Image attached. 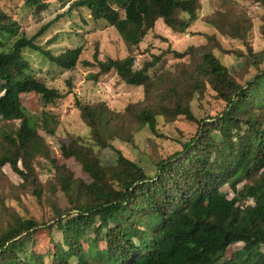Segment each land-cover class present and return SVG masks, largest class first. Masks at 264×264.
I'll use <instances>...</instances> for the list:
<instances>
[{"label": "trees", "instance_id": "16d2710c", "mask_svg": "<svg viewBox=\"0 0 264 264\" xmlns=\"http://www.w3.org/2000/svg\"><path fill=\"white\" fill-rule=\"evenodd\" d=\"M22 1L35 13L48 7L42 0ZM66 1L67 13L86 7L93 19L107 21L129 50L159 19L172 31L185 32L200 5L199 0ZM253 1L264 9V0ZM262 15L264 19V11ZM204 20L243 41L251 25L247 17L224 11ZM51 23L27 37L0 7V168L8 164L21 177L19 186L43 200L36 167L42 165L39 158L46 161L43 167L54 171L53 183L46 182L47 199L58 187L69 207L52 204V216L38 221L19 215L0 195V264H46L45 256L49 264H264V67H260L264 57L257 58L250 47L245 53L234 50L245 58V70L249 65L256 69L243 83L236 78L238 72L215 55V48L225 50L212 34L206 35V43L172 51L186 60L151 75L158 56L138 69L132 55L97 60L94 76L114 71L126 84L141 86L143 100L122 111L103 102H77L92 142L73 136L61 141L59 150L80 165L81 177L53 156L38 133L40 127L53 134L58 119L45 110L37 118L27 114L20 102V94L26 92L36 94L43 104L62 97L36 77L24 56L26 49L64 69L73 68L79 59L80 46L54 55L36 43ZM208 95L219 109L199 119L191 101ZM159 117L168 123L183 117L197 128L190 139L180 142V150L157 157L147 171L112 141L133 144L134 126L159 135ZM93 146L113 149L115 161L103 164ZM1 187L0 181V193ZM40 226L47 228L53 245L44 254L32 247ZM238 242L242 246L225 258L227 247Z\"/></svg>", "mask_w": 264, "mask_h": 264}, {"label": "rangeland", "instance_id": "374dc122", "mask_svg": "<svg viewBox=\"0 0 264 264\" xmlns=\"http://www.w3.org/2000/svg\"><path fill=\"white\" fill-rule=\"evenodd\" d=\"M42 1L47 3L48 7L38 13L33 11V7L24 5L22 0H0V7L16 20L19 31L24 32L27 37L34 36L43 25L51 21V25L41 35H38L35 41L44 50H49L54 55L67 48L81 47L79 59L76 65L70 69L58 67L44 54L26 49L24 56L29 60L33 73L47 86L56 88L62 97L54 102L43 104L40 98L32 92L20 94L21 105L27 114L37 118L41 111L45 110L58 119L53 134L44 132L40 127L37 128L38 133L50 146L53 156L57 157L59 162L66 164L76 176L84 177L80 165L74 159L64 158L60 153L59 144L61 141H68L73 136L82 138L88 144L92 142L89 128L80 118L77 102L82 104L103 102L109 109L122 111L128 104L142 103L143 100L142 87L126 84L114 71L94 76L93 74L99 70L97 60L132 55L134 67L138 69L144 62L158 56V63L150 69L149 74L151 75L164 69L171 70L175 62L186 60V57L176 58L172 51L181 52L188 46L206 43V35L212 34L225 50V53H221L215 48V55L227 67L238 72L236 78L243 83L256 72V69L249 65L245 70L243 67L245 58L236 55L234 50L241 49L245 53L246 49L250 47L253 52H257V58L264 57V19L262 17L264 9L253 0H199L197 17L185 32H174L159 19L138 46L131 50L126 47L113 26H110L104 19H93L86 7L75 8L67 13L69 1ZM119 11L120 14H123L120 8ZM216 11L245 16L250 20L251 25L245 41L222 34L205 22V17ZM94 54H96V58ZM84 61L89 64H85ZM260 67H264V60L260 63ZM240 74H243L241 78ZM42 105H44L43 108ZM191 108L194 115L202 119L209 112L217 111L219 105L208 95L203 99L194 98L191 101ZM16 123L14 122V124ZM156 128L159 135L151 134L146 128L141 129L134 126L133 144L114 140L112 146L150 171L154 159L164 158L172 152L180 150L182 147L180 142L190 139L197 124L183 117L171 123L165 122L162 117H159ZM93 149L98 153L103 164L115 161L116 154L113 149L99 148L98 146H93ZM39 161L42 165L37 166L36 170L39 173L44 193L43 200H38L28 190L19 186L22 179L8 164L0 168L2 186L0 195L5 199V204L14 208L19 215L34 217L38 221H47L53 214L52 204L59 209H65L69 207V204L58 187L49 193L47 199L49 189L46 182L53 183L54 171L53 169L49 170V167H43L47 165L46 161L40 160V158ZM18 163L20 164V162ZM221 189L227 192L228 197L231 196L227 186H223ZM100 246L102 247L103 243ZM241 246L240 242L228 246L225 258H228ZM32 247L39 254L53 250L46 227L40 226L37 229ZM49 260V257L45 256L46 264H49Z\"/></svg>", "mask_w": 264, "mask_h": 264}]
</instances>
